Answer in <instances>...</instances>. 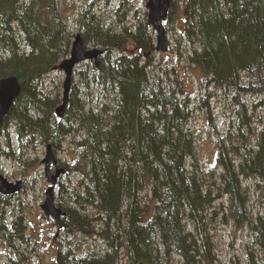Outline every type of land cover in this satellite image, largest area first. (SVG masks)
Returning a JSON list of instances; mask_svg holds the SVG:
<instances>
[{
	"label": "trees",
	"instance_id": "1",
	"mask_svg": "<svg viewBox=\"0 0 264 264\" xmlns=\"http://www.w3.org/2000/svg\"><path fill=\"white\" fill-rule=\"evenodd\" d=\"M178 5L170 17L188 54L184 72L197 77L201 96L180 69L157 64L148 19L114 28L89 7L79 20L85 44L105 52L98 64L77 67L59 118L63 89L59 84L51 92L47 81L71 54V6L0 0V81L15 76L22 83L0 126V154L10 148L6 156L26 167L39 147L59 151L69 143L78 152L72 164H62L75 178L58 189L66 215L55 264L210 263L220 213L248 228V264H264V210L251 211L246 184L258 185L264 205V0ZM213 89L233 108L227 129L217 133L219 170L202 166L191 126L210 106ZM10 129L14 148L8 134L1 136ZM219 198L227 199L222 212ZM12 225L19 235L5 222L0 229L9 245L15 242L16 255L34 251L25 217L12 215Z\"/></svg>",
	"mask_w": 264,
	"mask_h": 264
},
{
	"label": "rangeland",
	"instance_id": "2",
	"mask_svg": "<svg viewBox=\"0 0 264 264\" xmlns=\"http://www.w3.org/2000/svg\"><path fill=\"white\" fill-rule=\"evenodd\" d=\"M149 0H67L71 9L68 10L67 16L71 30L75 34H85L83 27H80L79 20L81 14L85 9L91 7L92 14L96 17L104 19L107 25H111L114 28L120 21L134 22L138 20L140 22L145 21L148 18V11L146 5ZM184 0H173L171 6V12L177 9L178 4H182ZM177 4V5H176ZM179 7V5H178ZM170 12V13H171ZM170 17V14H169ZM167 18L165 22V28L167 31L169 50L167 52L155 51L154 57L157 64L162 62L165 65L178 68L183 73V78L187 79L190 91L195 93L196 96H201L200 82L197 77L191 72L189 74L184 72V59L188 55L183 47L178 46L177 40L181 35L178 30L177 24L172 20V16ZM169 20L171 23H169ZM176 27V29H174ZM153 34V33H152ZM154 43L156 46L157 37L153 34ZM88 48H94L93 42L89 41L85 44ZM188 72V71H187ZM65 75L63 72L55 71L47 81L49 91L54 92V88L57 85H61L63 89V83ZM63 93V91H62ZM213 96L210 97V106L205 104L203 108H207V111H198L191 120V126L196 132V146L198 149L199 157L202 162V166L206 169L219 170V164L217 162V133H222L227 129L228 122L233 116V108L229 104L228 100L224 99L221 91L217 92L216 89L212 90ZM201 103V102H199ZM209 109V110H208ZM213 117V122L210 118ZM13 130H6L1 132V136H6L11 140L12 148L16 146L17 137H12ZM3 138V137H2ZM4 139V138H3ZM10 148L1 147L2 153L0 154V174H2L9 182L15 184L18 181L23 182L22 190L19 194L13 197L3 198L0 195V226L3 222L6 223V229L13 235H19L21 232L15 229L12 225V215L24 216L28 225L26 231L32 235V243L30 246L35 247L34 251L29 252L23 249L24 256L16 255L13 248L16 244L13 241L9 245L5 239L2 230L0 229V264H40L42 259L43 264H55L53 254L58 244V240L63 236L58 232L52 218H47L42 210V205L46 200V192L49 189V184L45 176V165L43 159L46 156V148L39 147L27 155V166L25 167L21 162L11 157H7L6 153ZM4 152V153H3ZM56 156L61 164L64 162L73 163V160L77 158L78 152L73 145L65 143L59 151H56ZM34 159V163L29 160ZM63 166V165H62ZM64 167V166H63ZM70 177L75 178L73 174L64 175L61 181H64L65 185L70 181ZM249 187V197L251 211L258 213V211L264 210L262 194L260 188L256 183L247 182ZM56 188V202L58 201V189ZM65 186V187H66ZM226 202L227 199L219 198L216 203L219 204L220 212H222V202ZM227 204L225 205V208ZM226 214L220 218L215 226L214 235V250L211 255V262H204V264H248V249L252 247L253 239L250 235L248 228L240 226L234 218ZM20 221V220H19ZM38 243V244H37ZM38 254V256H37Z\"/></svg>",
	"mask_w": 264,
	"mask_h": 264
},
{
	"label": "water",
	"instance_id": "3",
	"mask_svg": "<svg viewBox=\"0 0 264 264\" xmlns=\"http://www.w3.org/2000/svg\"><path fill=\"white\" fill-rule=\"evenodd\" d=\"M173 0H149L146 8L148 11V23L157 33V50L168 51L167 31L163 25L167 19ZM105 51L100 48L89 49L85 45V40L81 34L76 35L71 48L70 57L65 59L54 70L63 72L65 80L63 83V100L57 108L56 113L59 118H63L70 102L71 90L74 83V72L77 66L84 62L95 61L99 63V57ZM22 92V83L15 77H7L0 81V126L9 115L11 108ZM45 165V176L49 189L46 192V200L42 205V210L47 218H52L55 225L60 227L61 219L66 213L56 204L55 188L61 177L67 172L65 168H58L56 173L51 170V165L58 164L55 150L52 145H48L46 156L43 159ZM23 182L18 181L13 184L0 174V194L4 197H13L20 193Z\"/></svg>",
	"mask_w": 264,
	"mask_h": 264
},
{
	"label": "flooded vegetation",
	"instance_id": "4",
	"mask_svg": "<svg viewBox=\"0 0 264 264\" xmlns=\"http://www.w3.org/2000/svg\"><path fill=\"white\" fill-rule=\"evenodd\" d=\"M166 22V21H165ZM165 22H164V24H165ZM138 23H141L142 24V22H140L139 20H138ZM151 27V26H150ZM151 32L153 33V34H155L156 35V32L154 31V29L151 27ZM84 37V36H83ZM60 167H63L62 166V164L60 163V161H59V163L58 164H56V165H54V164H52L51 165V170H52V172L53 173H56V171H57V169L58 168H60ZM68 174V173H67ZM61 180V179H60ZM60 182V181H59Z\"/></svg>",
	"mask_w": 264,
	"mask_h": 264
}]
</instances>
